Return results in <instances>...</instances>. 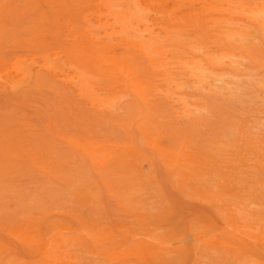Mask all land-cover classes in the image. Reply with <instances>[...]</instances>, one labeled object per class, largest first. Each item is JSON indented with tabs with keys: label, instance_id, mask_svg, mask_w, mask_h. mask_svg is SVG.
<instances>
[{
	"label": "rangeland",
	"instance_id": "1",
	"mask_svg": "<svg viewBox=\"0 0 264 264\" xmlns=\"http://www.w3.org/2000/svg\"><path fill=\"white\" fill-rule=\"evenodd\" d=\"M0 264H264V0H0Z\"/></svg>",
	"mask_w": 264,
	"mask_h": 264
},
{
	"label": "bare ground",
	"instance_id": "2",
	"mask_svg": "<svg viewBox=\"0 0 264 264\" xmlns=\"http://www.w3.org/2000/svg\"><path fill=\"white\" fill-rule=\"evenodd\" d=\"M19 27H20V26H19ZM11 32H12V31H11ZM184 175H185V174H184ZM184 175H183V176H184ZM187 178H188V177H187ZM179 186H180V185H179ZM230 205H231V204H230ZM255 231H256V230H255Z\"/></svg>",
	"mask_w": 264,
	"mask_h": 264
}]
</instances>
